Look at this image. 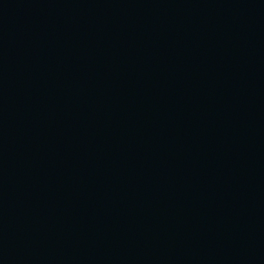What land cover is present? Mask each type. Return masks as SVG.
<instances>
[{
	"label": "water",
	"instance_id": "obj_1",
	"mask_svg": "<svg viewBox=\"0 0 264 264\" xmlns=\"http://www.w3.org/2000/svg\"><path fill=\"white\" fill-rule=\"evenodd\" d=\"M0 264H264V0H0Z\"/></svg>",
	"mask_w": 264,
	"mask_h": 264
}]
</instances>
